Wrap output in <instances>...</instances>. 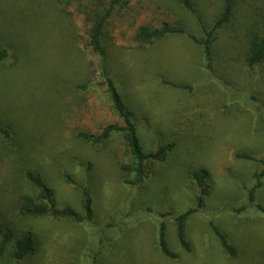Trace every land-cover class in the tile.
<instances>
[{
  "label": "rangeland",
  "instance_id": "rangeland-1",
  "mask_svg": "<svg viewBox=\"0 0 264 264\" xmlns=\"http://www.w3.org/2000/svg\"><path fill=\"white\" fill-rule=\"evenodd\" d=\"M244 1L237 3L251 0ZM194 2L206 25L222 4ZM82 3L0 0V48L8 52L0 63V127L9 133L0 132V240L4 244L29 230L37 242L34 255L12 263L6 250L0 264H264V214L256 207L264 206V179L254 201L247 196L251 175L260 170L255 160L264 156L257 110L264 106V83L256 82L254 72L248 79L251 70L239 53L243 7L215 44L218 60L211 72L200 62V49L183 37H165L147 49L134 40L138 26L158 28L163 22L200 35L194 16L177 0H132L114 12L107 26L111 62L123 76V96L141 144L146 152L173 144L168 158L151 164L144 182L133 186V176L121 170L130 162L121 135L96 146L77 137L121 124L108 110L100 58L87 44L79 13ZM163 80L193 89H173ZM82 84L90 89L83 91ZM237 152L255 160H238ZM196 168L211 176L212 192L201 208L190 176ZM27 172L39 173L56 206L73 208L83 221L24 216L22 196L38 194ZM81 188L92 198L89 218ZM189 207L196 212L187 222L191 251L185 253L173 218ZM162 222L175 260L158 249ZM212 225L227 235L233 257L220 248Z\"/></svg>",
  "mask_w": 264,
  "mask_h": 264
},
{
  "label": "trees",
  "instance_id": "trees-1",
  "mask_svg": "<svg viewBox=\"0 0 264 264\" xmlns=\"http://www.w3.org/2000/svg\"><path fill=\"white\" fill-rule=\"evenodd\" d=\"M82 6L79 13L83 19V24L87 28L88 46L100 58V76L103 79L105 86L106 101L108 110L121 122V124H108L104 126L99 134L88 132H79L77 137L92 146L105 143L113 135H121L130 154L129 164H122L121 170L131 174L132 180L128 183L137 186L144 182L148 177V168L151 164L164 162L168 155L173 150V144H162L156 149L146 152L141 144L137 132V125L134 118V112L129 107L124 99L123 92L125 90L124 80L121 71L117 69V65L111 62L110 39L107 26L116 10L127 9L132 0H81ZM182 6L189 11L195 18L200 35L190 32L182 24L170 25L163 22L160 27L153 28L147 25H140L136 28L134 40L142 49H147L159 40L170 37H183L186 42L200 49L201 64L211 72L213 63L218 60L215 53V44L220 39L221 35L234 26L236 20V12L243 7V21L238 22L242 28L241 37L237 40L239 53L242 56L241 60L244 67L251 70L248 79L251 81V76L254 72L256 82L264 83V0H245L246 4H238V0H222L221 8L215 20L206 25L205 18L200 10L196 7L194 0H177ZM79 9V8H78ZM77 10V7H76ZM8 58V52L5 48H0V63L5 62ZM116 79L119 91L115 86ZM202 80V79H201ZM117 83V82H116ZM162 83L170 88L186 91H192L191 84L177 81L163 80ZM83 91H88L89 86L82 84L79 86ZM259 123L262 129L264 142V106H259ZM249 119L247 118V121ZM248 126V124H247ZM0 132L6 137L9 136L7 130L0 127ZM236 159L254 161L255 158L248 153H236ZM260 166L259 171L252 173L253 186L248 190V200L254 201V193L262 187L264 179V156L259 160H255ZM191 179L194 182L198 194L195 197L197 208L204 206L207 198L210 197L212 186L210 182V173L205 168H196L191 174ZM26 179L33 184L38 194L35 198L29 196L23 197L20 200L21 213L26 217L43 218L52 217L55 219H68L72 223L80 224L82 217L70 207L58 208L55 204L53 191L46 184L39 173L27 172ZM68 183L75 182L66 178ZM83 197V209L87 218L92 215V198L86 188H81ZM257 209L264 214V206L257 204ZM196 212V209L191 207L183 212L176 214L173 218L175 236L180 248L185 252L191 251V245L187 240V222L189 217ZM212 231L217 242L224 253L233 257L236 253L235 249L228 241V237L215 225H212ZM36 238L32 231H23L16 237H11V240L5 242L0 240V255H3L8 250L7 255H10L11 262L17 263L32 256L36 252ZM158 249L160 253L171 260L178 258V255L173 252L166 241L165 224L162 222L158 230Z\"/></svg>",
  "mask_w": 264,
  "mask_h": 264
}]
</instances>
